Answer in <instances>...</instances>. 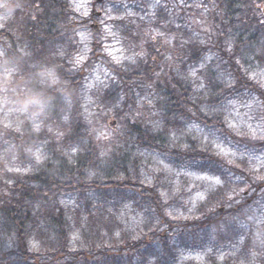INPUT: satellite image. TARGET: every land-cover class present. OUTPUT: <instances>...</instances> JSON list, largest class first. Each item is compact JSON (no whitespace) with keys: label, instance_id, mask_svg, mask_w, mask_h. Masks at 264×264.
I'll use <instances>...</instances> for the list:
<instances>
[{"label":"trees","instance_id":"obj_1","mask_svg":"<svg viewBox=\"0 0 264 264\" xmlns=\"http://www.w3.org/2000/svg\"><path fill=\"white\" fill-rule=\"evenodd\" d=\"M154 2L103 4L112 5L105 16L118 31L128 9L149 11ZM2 4L6 21L0 28V76L8 77V95L35 123L7 126L0 121L6 189L0 194V264H178L182 252L235 244L247 225L252 234L245 237L241 255L262 249L257 261L264 264V237L259 240L253 232L256 216L264 210V180L257 179L264 176V144L221 123L230 119L220 107L225 96L254 102L250 97H258L259 84H264L258 77L264 73V0H163L167 7L156 8L154 28L175 33V46L183 53L175 57L181 68L175 66L164 83L156 82L164 59L160 49L149 45L144 58L115 65L106 54L101 28L92 24L99 15L80 16L71 0H0ZM201 23H207L208 32ZM81 32H88L90 40L86 61L79 66L75 58L85 47ZM203 57L220 66L224 80L228 72L235 74L233 89L199 88L187 69L199 68ZM96 65L115 76L103 106L130 115L124 124L117 109L114 119L124 131L109 153L91 138L85 111V85ZM151 89L160 115L157 128L133 117L129 108L137 107ZM194 126L213 133L234 155H217L213 145L188 132ZM56 130L62 134L59 144L50 143L51 154L41 166L25 175L9 172L10 165L33 164L31 152L52 140ZM236 143L257 150H238L232 147ZM146 153L163 157L175 169L219 177L222 183L191 211L187 194L161 195L169 190L164 174L148 179L141 157ZM89 172L95 175L89 178ZM67 200L84 207L82 223V213L72 215ZM127 206L139 215L138 226L130 231L120 220Z\"/></svg>","mask_w":264,"mask_h":264},{"label":"rangeland","instance_id":"obj_2","mask_svg":"<svg viewBox=\"0 0 264 264\" xmlns=\"http://www.w3.org/2000/svg\"><path fill=\"white\" fill-rule=\"evenodd\" d=\"M97 0H71L72 4H83L80 12H77L80 16L89 18L94 12L96 14H101L97 23H92L97 27L101 28L102 37L104 39L106 54L110 57V60L115 65L121 66L125 64H132L133 62L125 59V57L132 56L137 62L139 59L144 58L147 55V48L149 45L160 49L164 55L162 69L160 73L156 76V82H162L168 80L172 70L180 69L181 62L178 59H175L176 56H182V48L179 45L175 46V33L170 34L168 30L156 29L153 25V19L156 16V0L154 4L150 7L149 11L140 10L136 11L133 8L128 9L124 23L120 25L118 31L115 29V25L105 16V13H112V5L102 4L95 8L93 3ZM162 4L163 0H159ZM5 5H0V28H2L4 21H6L5 12L2 11L5 8ZM87 12L88 15H82L83 12ZM207 23H201L203 31H209L206 29ZM107 29H111L115 33V36L108 34ZM159 33H164V36H160ZM88 35V39L83 41L82 44L87 45V41L90 40V35L88 32H85ZM142 53V55H141ZM87 51L85 50L82 54L75 58V63L77 58L80 56H85ZM116 59L120 60V63H116ZM86 61V58L76 65H83ZM198 69V68H197ZM190 71V68L187 69ZM99 76V79L96 77ZM191 77V76H190ZM258 77L260 79L264 78V73L259 72ZM7 76H0V121L4 122L5 125L25 124L32 123L34 124L33 115L29 114L24 108L18 107L17 103L13 102L12 98L8 95L7 92ZM193 81L196 84L204 83L202 77L193 78ZM115 76L108 70L106 66L96 65L95 68H92L88 76V81L85 85V111L86 117L92 125L91 138L96 140V143L99 147L107 153L113 150L121 142V137L123 135L124 127L122 123L118 125L117 121L114 119V115L118 112L121 113L120 108H110L107 109L103 106L105 92L108 86L114 82ZM146 95L138 101L137 107L130 105V110L133 114V117L140 118L143 121H146L157 128L160 125L159 122V112L158 107L156 106V94L151 90L146 91ZM149 101L151 103L149 104ZM253 104L252 109L244 108L241 106L239 101H236L235 107L229 106L226 108L230 123L236 125L235 130H239L247 133L248 136H252V130L249 129L248 124L251 123L252 127L255 129L256 135L259 136L264 134L261 131V127H257L259 121H246L245 113L250 115L260 116L263 113L262 107L258 106L255 102H249ZM122 122L127 123L130 118L129 114L121 113ZM105 119H108L107 121ZM40 126L43 127L42 121H39ZM115 123V126L110 127L111 124ZM159 124V125H158ZM7 125V126H8ZM35 127V126H34ZM40 128V127H38ZM195 138L201 140L205 144L213 145L216 149L217 145L223 147L224 153L223 156L229 157L232 156V152L225 148L223 144L220 143L219 139L213 134L206 130H203L199 127H191L188 131ZM55 137L52 140H49L44 145H41L37 150L32 151L33 164L26 167L18 165L8 166L9 172L13 170L17 174L25 175L29 172H33L35 168L41 166L51 154V149L53 148L50 143L54 142L59 144L58 137L62 136L59 130L53 131ZM58 148H60L58 146ZM72 153H74L72 151ZM37 154L41 157L37 160ZM143 162L145 165V172L149 180H153L154 177L158 174H164L167 177L166 184L169 188L167 194H187L190 197V206L189 209L192 211L199 203L203 202L207 195L217 188L220 184H216L215 178L209 175H201L188 170H179L171 166L166 159L160 157L156 154L146 153L141 154ZM162 161V163H161ZM260 163H264L263 159H260ZM167 165V169H165ZM19 171H16V170ZM4 170L0 169V194L5 192L4 188ZM264 175V173H263ZM3 180V181H2ZM203 197V198H201ZM66 205L70 208V213H74L80 216L84 214V207L79 206L73 200H67ZM85 219L79 220L82 223ZM120 220L124 222L125 229L128 231L135 229L138 226L139 215L134 212V210L127 206L121 210ZM256 237L260 240L264 237V210L256 216L255 220ZM245 234H241L237 239L236 243L231 244L226 249H215V248H206L203 252L201 251H189L182 252L179 256L178 264H212L215 260L219 264H226L229 260L231 264H259L257 258L261 256L262 249H257V252L246 255L244 258L241 255L243 246H246L245 242L249 235L252 234L250 226H245ZM262 242V241H261ZM243 254V253H242ZM223 257V259H221ZM240 257V260L238 258Z\"/></svg>","mask_w":264,"mask_h":264},{"label":"snow or ice","instance_id":"obj_3","mask_svg":"<svg viewBox=\"0 0 264 264\" xmlns=\"http://www.w3.org/2000/svg\"><path fill=\"white\" fill-rule=\"evenodd\" d=\"M156 6L160 7L162 10L166 9V5L160 4L159 0H156ZM187 6V5H186ZM71 7H73L74 11L76 12H80L81 8H83V4H75L73 3L71 5ZM82 15H88V13L85 11L82 13ZM111 18V17H110ZM119 19H123V17H120ZM108 34L115 36V33L112 32L111 29H107ZM80 37H81V42L87 40L89 37L87 34L81 32L79 33ZM160 36H164V33H159ZM201 43H203V41H201ZM85 50L87 51V45H85ZM228 51H231V47H229ZM142 55V53H141ZM84 59L83 56H80L79 58H77L76 63L79 64L82 60ZM125 59H128L130 61H132L133 63H135V59L132 56L129 57H125ZM211 57H203L201 60L198 61V65L199 68L197 69L196 67H193L190 69L189 71V75L193 78H197L202 77L204 80L207 81V83H200L199 84V88L201 89H216V88H222V87H226L229 89H233L234 85L232 83L233 79H237V77L235 76L234 73L228 72L227 75L229 77L228 80H224L223 76L224 73H222L220 71V66L219 65H211L210 61H211ZM116 63L119 64L120 60L116 59ZM237 64H239V61H236ZM255 77H253L254 79ZM96 79H99V76L96 77ZM259 96H253L250 97L252 100H254V102L260 106H264V99H260V97H264V84H259ZM236 100H239L240 104L242 107L244 108H248V109H252L253 104L248 102V98L243 97L242 95L237 96L235 98H229L228 96L224 97V101L225 102H221L220 107L222 109L227 108L229 106L235 107V103ZM151 103V101H149V104ZM205 107H207V105H205ZM202 112H204V108L200 109ZM67 118V117H66ZM245 120L246 121H259L257 127H261V131L264 132V114L260 115V116H255V115H250L249 113H245ZM221 123H224L227 125L228 128L230 129H235L236 125L230 123L227 120H222ZM248 127L250 130H252V136H251V140L255 141V140H259L262 144H264V134H261L259 136L256 135L255 129L252 127V124L249 123ZM237 135H240L239 132L236 133ZM173 138H175V136L173 135ZM225 140H228V137H224ZM229 143H231V141H229ZM232 147L237 148L238 150L240 149H245L251 152H256V148L255 146H251L248 143H236V144H232ZM218 151H217V155H223L224 150L223 147L221 145H217ZM72 151L75 153L77 151L76 148H73ZM234 155V153H233ZM41 157L39 156V154H37V160H39ZM162 163V161H161ZM229 164L232 163V161H228ZM165 169H167V165H165ZM16 171H19L18 169ZM223 175V173H221ZM95 173L94 172H89L88 176L89 178L91 176H94ZM257 179L260 180H264V176H258ZM216 184H221L222 181L220 180L219 177L215 178L214 181ZM162 196H166L167 193H161ZM203 198V197H201ZM168 215H171V213H168ZM117 235H119V233H117ZM221 259H223V257H221Z\"/></svg>","mask_w":264,"mask_h":264},{"label":"water","instance_id":"obj_4","mask_svg":"<svg viewBox=\"0 0 264 264\" xmlns=\"http://www.w3.org/2000/svg\"><path fill=\"white\" fill-rule=\"evenodd\" d=\"M105 0H98V4H102ZM115 124L112 125V127L114 126Z\"/></svg>","mask_w":264,"mask_h":264},{"label":"clouds","instance_id":"obj_5","mask_svg":"<svg viewBox=\"0 0 264 264\" xmlns=\"http://www.w3.org/2000/svg\"><path fill=\"white\" fill-rule=\"evenodd\" d=\"M41 71H43V69Z\"/></svg>","mask_w":264,"mask_h":264}]
</instances>
